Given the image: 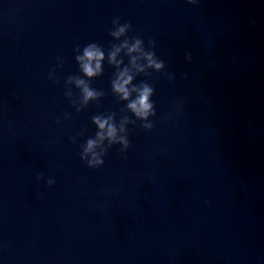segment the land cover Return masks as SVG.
<instances>
[{
  "label": "clouds",
  "instance_id": "9594fccd",
  "mask_svg": "<svg viewBox=\"0 0 264 264\" xmlns=\"http://www.w3.org/2000/svg\"><path fill=\"white\" fill-rule=\"evenodd\" d=\"M188 2H191V0H188ZM117 21H119V18H116L112 21V24H115ZM126 29H131L130 23H125L123 26H120L118 30L111 31L110 35L119 37L122 34L125 33ZM131 39L135 40V43L128 47V41L125 40V42L121 45V47H125L128 49V52L131 53H137L140 52L144 58L147 60V68L155 69L156 72H161L162 69L165 68V64L162 60H159L155 54L154 51H143L141 48L142 40L140 38L133 37ZM149 46L152 48L154 47V42L149 41ZM77 48L76 50H78ZM120 51V48H116L114 52L110 53V63L115 62V56L116 53ZM104 58V52L102 51L101 47L96 43H90L83 49V55L82 56H76V59L80 62V67L82 69V72L84 75L88 78L95 77L98 74L102 73V67H101V61ZM187 59L191 60V55L187 54ZM118 63V62H117ZM132 63L135 65L136 63V57H132ZM138 71L144 72L145 67L138 68ZM171 79V77H169ZM71 79V78H70ZM78 85H84L82 92L84 96L85 102L87 100L94 98L96 96V91L91 89L84 79H80L79 77L75 78ZM133 77L131 75H128V70L125 69L123 72L120 73L119 79L114 80L112 82L113 90L121 94V99L123 100H129L130 92L127 88V85H129L132 81ZM133 91H138L139 94L135 99H132L127 104L128 109H130L136 117L140 119H147L149 115L155 116V108L154 103L150 98L154 95V89L152 86H150L147 83H142L137 89L135 86L132 89ZM110 119V118H109ZM109 119H101V117L96 116L93 117V121L98 125L99 129L104 130L107 128V137L110 141L115 140V137L117 135V129L114 126V124L109 123ZM142 127L152 128L153 125H144ZM97 136L100 139L104 138L103 131L98 132ZM122 142L127 147L129 142L127 140H124L121 138ZM96 146V141L89 139L87 141V147L84 149L85 153H92V159L87 160V165L90 168H96L97 166L103 165L104 160L100 159L97 154L93 152L94 147ZM85 157L82 155L81 160L83 161Z\"/></svg>",
  "mask_w": 264,
  "mask_h": 264
}]
</instances>
